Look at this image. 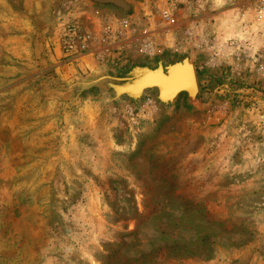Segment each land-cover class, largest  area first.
<instances>
[{
  "label": "rangeland",
  "instance_id": "obj_1",
  "mask_svg": "<svg viewBox=\"0 0 264 264\" xmlns=\"http://www.w3.org/2000/svg\"><path fill=\"white\" fill-rule=\"evenodd\" d=\"M0 264H264V0H0Z\"/></svg>",
  "mask_w": 264,
  "mask_h": 264
},
{
  "label": "water",
  "instance_id": "obj_2",
  "mask_svg": "<svg viewBox=\"0 0 264 264\" xmlns=\"http://www.w3.org/2000/svg\"><path fill=\"white\" fill-rule=\"evenodd\" d=\"M185 78L187 83H184ZM112 80L117 82L116 84H109L115 96L130 95L134 99L140 98L147 88H156L159 100L163 103L172 102L182 92L187 93L191 98H194L198 92L195 70L188 60L169 66L165 75L141 73V76H134L130 80L117 78Z\"/></svg>",
  "mask_w": 264,
  "mask_h": 264
},
{
  "label": "built area",
  "instance_id": "obj_3",
  "mask_svg": "<svg viewBox=\"0 0 264 264\" xmlns=\"http://www.w3.org/2000/svg\"><path fill=\"white\" fill-rule=\"evenodd\" d=\"M130 21L128 19H125L123 21L120 22V34L121 35H125L127 32H129L128 28L130 26ZM111 29V26L108 27V30ZM82 39V43H81V49H84L86 47L85 42ZM153 47H152V43L149 40L144 39L143 40V44L139 47L138 49V53L140 54H146V55H150L153 52ZM108 51V50H107Z\"/></svg>",
  "mask_w": 264,
  "mask_h": 264
},
{
  "label": "bare ground",
  "instance_id": "obj_4",
  "mask_svg": "<svg viewBox=\"0 0 264 264\" xmlns=\"http://www.w3.org/2000/svg\"><path fill=\"white\" fill-rule=\"evenodd\" d=\"M189 63H190V61H189ZM190 64H191V63H190ZM184 81H185L184 83H187V79H186V78L184 79Z\"/></svg>",
  "mask_w": 264,
  "mask_h": 264
}]
</instances>
